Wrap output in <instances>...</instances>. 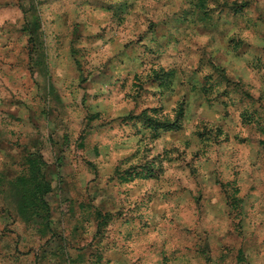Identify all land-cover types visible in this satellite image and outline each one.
<instances>
[{"label": "rangeland", "instance_id": "rangeland-1", "mask_svg": "<svg viewBox=\"0 0 264 264\" xmlns=\"http://www.w3.org/2000/svg\"><path fill=\"white\" fill-rule=\"evenodd\" d=\"M53 4L0 0V264H254L264 0H117L118 50Z\"/></svg>", "mask_w": 264, "mask_h": 264}, {"label": "crops", "instance_id": "crops-1", "mask_svg": "<svg viewBox=\"0 0 264 264\" xmlns=\"http://www.w3.org/2000/svg\"><path fill=\"white\" fill-rule=\"evenodd\" d=\"M47 1L54 3L52 9L53 13L55 14L52 15L54 18L65 19L66 17H78V21L83 18L84 22L82 25H86L85 27L94 24V28L96 29V31H99L100 33L106 31V33H109V47L105 48L110 50H118L123 44V38L121 36H117V34H127L130 30L129 27H131L132 30L134 28V22H132V20L130 22H122L119 20L120 18L124 19L130 13H127L125 8L118 11L116 7L117 0H94V6L92 5L93 0ZM129 17L132 18V14ZM92 18H94L93 21ZM64 23V20H61L59 22L55 21V24L51 28L50 32H54L55 34L61 33V30L65 29L63 28ZM119 29H121V31ZM100 43L103 44V41L101 39ZM240 166L242 172L241 174H243L244 177H248L249 179H251L249 180L251 181L249 184L250 186H253V202L250 204L253 205L255 210L254 219L252 221L255 233L253 234L252 240L255 243V249L251 254L255 259L254 264H258L259 262L261 264L264 262V151L259 149L258 147L255 153H252L249 156L245 155L244 158H242L240 161ZM212 206H214V204ZM222 209L224 210V208ZM221 218L224 221H227V219L229 220L230 217L227 213L224 212L221 214ZM243 219L245 220V218ZM229 231L230 228L226 227V229H224L223 235L227 236L226 234H228V236H230L231 233H229ZM217 236L218 235H216L215 237ZM221 258V260L224 259L223 257Z\"/></svg>", "mask_w": 264, "mask_h": 264}, {"label": "trees", "instance_id": "trees-1", "mask_svg": "<svg viewBox=\"0 0 264 264\" xmlns=\"http://www.w3.org/2000/svg\"><path fill=\"white\" fill-rule=\"evenodd\" d=\"M201 6H204V5H203V2H202V5H201ZM235 190L237 191V189H235Z\"/></svg>", "mask_w": 264, "mask_h": 264}]
</instances>
